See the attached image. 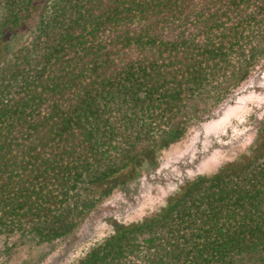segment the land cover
<instances>
[{"label":"trees","instance_id":"16d2710c","mask_svg":"<svg viewBox=\"0 0 264 264\" xmlns=\"http://www.w3.org/2000/svg\"><path fill=\"white\" fill-rule=\"evenodd\" d=\"M262 59L264 0H0V264L71 242ZM75 264H264V119Z\"/></svg>","mask_w":264,"mask_h":264},{"label":"rangeland","instance_id":"374dc122","mask_svg":"<svg viewBox=\"0 0 264 264\" xmlns=\"http://www.w3.org/2000/svg\"><path fill=\"white\" fill-rule=\"evenodd\" d=\"M263 119L264 59L205 121L162 152L155 167L141 170L123 190L107 197L76 231L73 240L56 246L41 264H75L118 225L154 213L186 180L210 174L243 155L255 140ZM26 255L22 250L15 261Z\"/></svg>","mask_w":264,"mask_h":264}]
</instances>
